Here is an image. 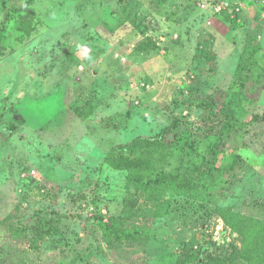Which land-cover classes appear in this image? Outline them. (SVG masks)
Instances as JSON below:
<instances>
[{
	"label": "rangeland",
	"instance_id": "374dc122",
	"mask_svg": "<svg viewBox=\"0 0 264 264\" xmlns=\"http://www.w3.org/2000/svg\"><path fill=\"white\" fill-rule=\"evenodd\" d=\"M27 3L0 60V264H264V0H0V23ZM130 150L170 181L130 184Z\"/></svg>",
	"mask_w": 264,
	"mask_h": 264
},
{
	"label": "trees",
	"instance_id": "16d2710c",
	"mask_svg": "<svg viewBox=\"0 0 264 264\" xmlns=\"http://www.w3.org/2000/svg\"><path fill=\"white\" fill-rule=\"evenodd\" d=\"M33 13L34 12L32 10V7L29 3L25 4L24 6H12L7 9L0 23V60H2L6 55H9L8 54L9 52H7L8 49H10L8 46V42L14 36L16 29L19 26H21V24H25L26 21L31 19L33 17ZM153 48L154 47L151 48L150 45H147L141 48V50L147 51ZM251 71L252 69L250 68V72ZM249 77L252 78L250 74H249ZM245 79L247 81V78ZM251 87L253 88V85ZM178 127H179V124L177 123L172 124L171 126L165 128L158 137L141 139L140 145L149 148L155 153H159L160 151H162V148L164 149L165 137L168 136L170 133H172L174 130L178 129ZM8 130L15 132L18 130V127L15 125H12L8 127ZM145 144L147 145L145 146ZM223 144L224 142H222L219 145L214 146L211 149L209 153L210 160L208 164L205 165V169H207V171L204 169H201L197 173L196 178L198 177L200 178L206 173H208L209 171L215 170V167L219 164V159L223 157V155L225 154V149L223 147ZM125 150L128 151V149H125ZM129 152L131 153L129 155V158L126 160L124 159L121 160V164H119L116 168L118 170H126L128 172L127 180L130 184L136 185L137 187L142 188L147 191L148 189H151L155 186H164L166 183L170 181V178H172V175L168 176L167 174L158 173L154 175L150 181L145 180L144 176H142V174L136 171V169L134 168L137 166V164H134L132 162V158L140 157V154L135 150H130ZM53 225L54 224L51 220L43 221L42 229L40 231L39 229H37V232H34V234L36 235L35 241L41 240V238H43L44 236H48L53 233H58L59 228L57 226L54 227ZM116 228H118V223L106 226V231L108 233L113 234L116 231ZM254 257L257 258V255L255 254ZM262 258L264 259V257Z\"/></svg>",
	"mask_w": 264,
	"mask_h": 264
},
{
	"label": "built area",
	"instance_id": "2783aa9c",
	"mask_svg": "<svg viewBox=\"0 0 264 264\" xmlns=\"http://www.w3.org/2000/svg\"><path fill=\"white\" fill-rule=\"evenodd\" d=\"M87 47L83 48L82 51H84V54L88 56L90 54V52H91V49L89 47L88 48Z\"/></svg>",
	"mask_w": 264,
	"mask_h": 264
},
{
	"label": "crops",
	"instance_id": "0c3cea01",
	"mask_svg": "<svg viewBox=\"0 0 264 264\" xmlns=\"http://www.w3.org/2000/svg\"><path fill=\"white\" fill-rule=\"evenodd\" d=\"M89 48H90V47H89ZM91 53H92V52H91ZM91 53H90V54H91ZM90 54H89V55H90ZM89 55H88V56H89ZM122 58H123V57H122ZM118 59H119V58H118ZM125 61H126V59H125V58H123V62H125ZM80 69H82V70H83V69H84V67H83V66H81V68H80ZM8 131H9V130H8Z\"/></svg>",
	"mask_w": 264,
	"mask_h": 264
}]
</instances>
